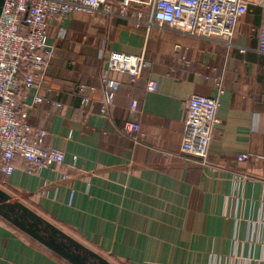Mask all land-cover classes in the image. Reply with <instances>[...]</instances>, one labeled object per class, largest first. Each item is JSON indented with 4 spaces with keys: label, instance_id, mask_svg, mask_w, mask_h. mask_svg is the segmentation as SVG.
<instances>
[{
    "label": "crops",
    "instance_id": "crops-1",
    "mask_svg": "<svg viewBox=\"0 0 264 264\" xmlns=\"http://www.w3.org/2000/svg\"><path fill=\"white\" fill-rule=\"evenodd\" d=\"M262 13L250 5L232 45L105 13L52 20L56 55L38 80L45 101L30 119L48 130L47 145L64 150L65 163L33 174L17 159L0 189L111 264H264V168L238 159L264 155ZM59 24L64 37H56ZM112 49L143 53L150 66L136 81L117 75L121 88L103 114L101 90L84 107L78 85H101ZM209 66L225 92L204 163L182 142L188 98L215 90ZM127 119L141 123L140 143L122 134ZM0 264L79 263L0 215Z\"/></svg>",
    "mask_w": 264,
    "mask_h": 264
},
{
    "label": "built area",
    "instance_id": "built-area-1",
    "mask_svg": "<svg viewBox=\"0 0 264 264\" xmlns=\"http://www.w3.org/2000/svg\"><path fill=\"white\" fill-rule=\"evenodd\" d=\"M252 3L263 10L258 50L264 53V0H4L0 13V175H12L17 159H22L26 163V171L33 174L65 163L64 150L56 145H47L48 130L34 126L30 119L32 110L45 101L38 80L56 55L55 45L50 42L49 25L52 20L67 21L79 12L105 13L127 18L138 27L171 29L232 45L238 23ZM66 32V25L59 24L56 37H64ZM182 58L190 63L185 55ZM149 66L143 53L112 49L100 74L101 85L79 83L81 104L90 107L94 96L101 90V112L109 114L122 84L117 75L126 74L136 81ZM209 68L211 72L205 77L214 79L215 90L211 95L193 93L188 98L182 142L183 152L204 163L219 122L220 98L225 92L223 77L216 74L218 68ZM157 88L156 80L148 82L150 91ZM34 89L37 93L31 97ZM138 105V100H134L132 110H137ZM122 134L134 143H140L141 123L125 120ZM238 159L259 161L264 168L263 154L243 152ZM62 177L69 182L72 174L63 171Z\"/></svg>",
    "mask_w": 264,
    "mask_h": 264
},
{
    "label": "trees",
    "instance_id": "trees-1",
    "mask_svg": "<svg viewBox=\"0 0 264 264\" xmlns=\"http://www.w3.org/2000/svg\"><path fill=\"white\" fill-rule=\"evenodd\" d=\"M0 215L79 264H111L0 189ZM46 233V234H45ZM63 252H62V251Z\"/></svg>",
    "mask_w": 264,
    "mask_h": 264
},
{
    "label": "water",
    "instance_id": "water-1",
    "mask_svg": "<svg viewBox=\"0 0 264 264\" xmlns=\"http://www.w3.org/2000/svg\"><path fill=\"white\" fill-rule=\"evenodd\" d=\"M4 3V0H0V13H1V10H2V5ZM62 251V250H61ZM63 252V251H62Z\"/></svg>",
    "mask_w": 264,
    "mask_h": 264
},
{
    "label": "rangeland",
    "instance_id": "rangeland-1",
    "mask_svg": "<svg viewBox=\"0 0 264 264\" xmlns=\"http://www.w3.org/2000/svg\"><path fill=\"white\" fill-rule=\"evenodd\" d=\"M46 234V233H45Z\"/></svg>",
    "mask_w": 264,
    "mask_h": 264
}]
</instances>
